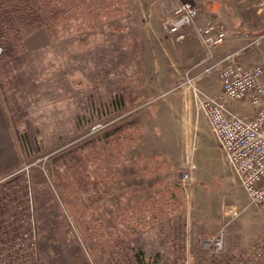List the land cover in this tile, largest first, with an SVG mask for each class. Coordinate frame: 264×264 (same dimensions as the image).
Here are the masks:
<instances>
[{
    "label": "rangeland",
    "instance_id": "1",
    "mask_svg": "<svg viewBox=\"0 0 264 264\" xmlns=\"http://www.w3.org/2000/svg\"><path fill=\"white\" fill-rule=\"evenodd\" d=\"M169 2L60 0L85 17L40 28L0 63L18 161L0 179L31 176L38 264H225L263 234L264 209L197 109L179 49L163 57ZM224 227L214 252L204 242Z\"/></svg>",
    "mask_w": 264,
    "mask_h": 264
},
{
    "label": "built area",
    "instance_id": "2",
    "mask_svg": "<svg viewBox=\"0 0 264 264\" xmlns=\"http://www.w3.org/2000/svg\"><path fill=\"white\" fill-rule=\"evenodd\" d=\"M170 18L164 23L168 34L176 42L188 39L186 28L195 27L202 44L210 51L229 39L227 26L222 22H208L196 27L199 11L191 2L176 0ZM260 22L264 26V0L259 7ZM264 35L254 39L259 44ZM244 49L228 54L207 70L214 71L221 83V92L212 95L198 85L186 72L184 82L189 85L197 109L207 117L213 133L241 185L250 198V204L264 209V69L249 67L238 59ZM199 78V77H198ZM248 100L255 108L253 118L242 117L232 110L234 102ZM19 172L0 179V264H38V225L30 185L29 172L23 178H14ZM14 178V179H13ZM188 172L183 180H190ZM233 218L236 210L228 213ZM224 232L207 239L214 252L224 249ZM225 264H264V232L246 252L238 254Z\"/></svg>",
    "mask_w": 264,
    "mask_h": 264
},
{
    "label": "crops",
    "instance_id": "3",
    "mask_svg": "<svg viewBox=\"0 0 264 264\" xmlns=\"http://www.w3.org/2000/svg\"><path fill=\"white\" fill-rule=\"evenodd\" d=\"M170 11L174 6L173 0H169ZM194 5L199 10V17L196 22V27L204 26L208 22H222L229 32V39L210 51L200 41L195 27L186 28L188 39L183 42H176L174 37L166 31L164 59L170 63L175 60L174 50L177 48L180 51L178 60L183 63V66L191 75L206 77L207 70L213 67L214 64L223 60L228 54L244 49V53L254 47L253 39L256 36L264 35V26L257 18V9L263 0H192ZM173 11V10H172ZM258 21L256 22L255 20ZM177 46V47H176ZM257 49L249 51V56L243 57L240 62L250 67L261 66L264 69V37L257 45ZM175 48V49H174ZM246 56V55H244ZM213 72V71H211ZM201 78V80H202ZM264 79V75H263ZM210 84L212 86H210ZM203 89L212 94L217 95L221 92V83L218 78L212 83L203 81ZM249 103L248 100L234 102L232 110L242 117L253 118L256 114V108L253 107V112L244 113L242 107ZM6 102L4 99L2 87L0 86V130L3 135H0V145L5 144L9 147V152L4 158L0 159V175L16 167L18 162L15 158L16 152L12 146L10 116L7 117ZM9 110V109H8ZM3 160V161H2Z\"/></svg>",
    "mask_w": 264,
    "mask_h": 264
},
{
    "label": "trees",
    "instance_id": "4",
    "mask_svg": "<svg viewBox=\"0 0 264 264\" xmlns=\"http://www.w3.org/2000/svg\"><path fill=\"white\" fill-rule=\"evenodd\" d=\"M84 8L79 3L73 13L70 3L60 0H0V63L24 54V40L40 28L53 29L85 17ZM120 14L115 11L109 16Z\"/></svg>",
    "mask_w": 264,
    "mask_h": 264
}]
</instances>
